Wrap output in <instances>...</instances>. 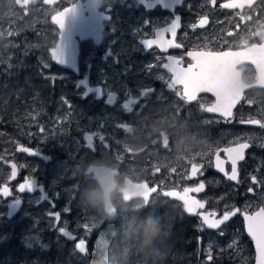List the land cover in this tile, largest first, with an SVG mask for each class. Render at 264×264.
<instances>
[{
  "label": "rangeland",
  "instance_id": "rangeland-1",
  "mask_svg": "<svg viewBox=\"0 0 264 264\" xmlns=\"http://www.w3.org/2000/svg\"><path fill=\"white\" fill-rule=\"evenodd\" d=\"M75 1L58 0L54 5L46 7L38 3L32 6L25 16L15 6H12L11 0H6L5 3L10 6L9 9L14 19H23V25L14 20L13 27L10 22L2 20L1 14L3 13L0 10V59L9 60L15 57L17 67L21 68L22 72L21 79L15 82V89L20 90L23 95L35 97V92H39L41 88L36 87L33 78L39 76L43 80L47 79L50 84L55 83L54 80L60 82L55 100L48 98L50 99L48 104L44 105L31 99L21 110L8 111L7 125L26 141H31L34 136L48 139L49 151L54 155V162L50 166L41 167L34 162L23 160L22 166L29 174H34L38 168L43 169V172L47 171V174H43L46 177L44 182L55 197L57 209L65 215L64 223H68L67 214L73 212L74 219L79 217V222L75 223V227H79V239H86L87 248L99 246L103 250L101 247L103 238L97 234V229L102 223L98 224L95 217L79 203L82 190L92 183L84 171L91 161L104 158L113 165H121L122 174L134 175L139 181L148 174L153 176L157 182L162 183L159 185L170 187V184L164 183L162 176L157 179L159 175L155 173V169L159 168L168 174L174 171L177 175L179 171L184 172L193 159L204 160L209 164L211 162L210 152L220 141L228 143L239 138H246L254 140L256 148L263 147L264 128L259 124L251 123L250 125L248 121L259 120L264 123V98L258 100L251 98L245 101L246 111L241 117L244 125L238 129H228L220 133L211 125L210 131L204 133L206 137L213 138L211 144L209 142L205 144L201 140L199 131V126L208 118L202 120L195 117V123L193 118L188 119L187 109L185 110L176 103L169 105L175 107L176 112L171 111L165 118L156 112L153 121L148 125L149 129L139 133L147 125L139 118L136 106L139 101L138 97H141L148 88L143 85L144 76L140 77L141 72L132 69L131 63L135 59L134 53L138 56L137 64L143 63L145 68L153 67L154 61L144 59L143 51L135 42L137 37L147 32L148 26L143 14L140 13L142 5L138 0H103L105 6H111L112 18L106 24L104 41L100 47H94L91 44L84 45L81 72L85 74L88 61L100 58V62L93 63L90 74L91 83H101L106 93L113 89L118 92L127 89L124 92L125 100L113 108L103 106L98 118L94 112H90L96 102L94 95H86L80 82L78 83V77L71 71L54 66L50 56V51L54 47L53 43L57 42L59 33L58 29L51 24V12ZM260 14H264L263 8ZM36 24H41L43 27L39 32L38 40H31L28 46H22L21 30ZM103 59L107 66L105 70H102L103 65L100 64ZM45 64L47 68L43 67ZM150 74L155 76V68L150 70ZM127 77L132 79L131 83L126 79ZM15 89L8 91L7 95H11ZM129 98H131L130 102ZM1 102L8 105L5 100ZM200 107H203L202 102L196 105L197 113ZM102 112L111 121L106 119L101 122ZM121 112L126 116L129 113L132 115L124 119L120 117ZM178 114H181L179 117L184 125L182 127L176 125L175 130L172 129L170 133L166 132V128L161 127L160 123L164 121L176 123ZM226 122L228 125L231 124L230 120ZM193 125H195V130L190 129ZM86 133H95L96 138L92 141V147L86 145L84 136ZM165 133L167 136L163 139ZM100 135L104 136L103 141L99 139ZM181 145L184 146L183 151L179 149ZM191 145L199 147L200 150L193 152ZM9 152H12L11 146H9ZM72 166L74 169L69 170ZM217 184V181L213 183V185ZM164 198L159 193L146 205L155 207L163 203L172 204L174 202ZM37 203H39L38 197H28V206L23 214L26 222L24 221L21 231L24 252L33 256L35 264H75L79 262L81 256L73 244H69L64 239L60 240L58 235L52 242L50 235H47L48 229L53 226V220L47 215L50 208L39 203L37 208L28 211ZM65 209H70V211H65ZM118 211L124 214L128 210L121 208ZM196 220L199 232L196 239L197 264H253V249L248 243L249 237L244 233L240 222L236 229L223 230V235H220L221 232L210 234L203 222L198 218ZM85 225L88 226L87 230ZM50 251H52L50 259L40 257V255L48 256ZM19 253L18 249L9 250L7 248V255L0 261V264H30L29 256L25 253L23 259L27 262L16 261L14 257H18ZM173 254L178 256L179 250ZM136 261L140 264L138 259Z\"/></svg>",
  "mask_w": 264,
  "mask_h": 264
},
{
  "label": "flooded vegetation",
  "instance_id": "flooded-vegetation-1",
  "mask_svg": "<svg viewBox=\"0 0 264 264\" xmlns=\"http://www.w3.org/2000/svg\"><path fill=\"white\" fill-rule=\"evenodd\" d=\"M11 1L12 6H15V8L20 10L25 16L29 9L38 3L45 7L56 3L53 2L52 4H46L44 3V0H33L32 2H29L27 6H23L22 4H18V0ZM5 2L6 0H0V10L3 13L1 14L2 20L10 22L12 27L14 26V20L23 25V19H14L9 9L10 6H7ZM138 2L142 5L140 7V13L143 14L148 30L145 34L137 37L135 42L139 46L140 50L143 51L142 57L144 59L154 61L153 67L145 68L143 63L137 64L138 56L133 53L135 59L131 63V67L132 69L141 72L139 76H144L145 82L143 85L147 86V91H149L143 92L142 96L138 97L139 101L137 102L136 111L138 112L141 121H145L147 125L146 128L140 130L139 133L149 129L148 125L153 121L154 114H156V112L164 118L169 115L171 111L176 112L175 107L169 106L171 103L180 104L185 110L187 109L188 119L190 120L193 118L195 123V117L202 120H206L208 118L207 121L202 122L203 124L199 126L201 140L204 141L205 144L207 142L211 144L213 141L211 136L206 137L204 134L205 132L210 131L211 125H213L220 133L221 131H227L228 129H238L241 125H244L243 118L241 117L246 111L244 108L245 101L251 98H255L256 100L264 98V84L244 91L233 109V115L231 118L225 119L219 114L209 113L206 111L207 107L215 100V98L209 93H199L197 99L190 103L181 100L176 94L178 90L182 91L181 86H177L175 89H170L168 87L171 74L167 71V69L163 68L162 65L168 62L167 58L169 56H172L177 59H182V66L187 67L189 63H192L191 58L187 55L189 51H234L264 42L262 41L264 40V35H254V33L264 31V14H260L261 8L264 9V0H253L251 7L248 6L246 0H215V3H213L212 0H138ZM226 3H237L241 4L242 7H222V5ZM70 4L71 3L66 6ZM66 6H63L58 10L54 9L53 12H51V24L54 28L57 27L52 19L53 16ZM37 11L39 12V10ZM99 11L108 16V18L103 21L104 25L103 30L101 31V39L98 43L94 42L92 38L78 40L80 47L78 59L79 68L78 72L71 71L78 77V83L87 75L91 85L100 86L101 89L98 93L96 91H94V94L91 92V94L85 92L86 95H94L96 102L93 106V110L90 112H94L98 118L103 106L106 105L107 108H113L118 106L120 102H123L125 100L124 92L127 89L125 88L123 91L119 92L113 89L106 93V91L103 90V85L101 83H91L90 74L93 63L95 61L100 62V58L91 60L90 62L88 61L85 74L83 75L81 72L84 45L91 44L94 47H100L104 41V33L107 26L106 24L112 18L111 6H105L103 0L101 6H99ZM87 13L88 12H85V14ZM176 18L180 19V27L176 31V36L172 37L171 32H163V30L170 27L171 23ZM205 18L206 22L203 26H201L200 22ZM42 28L41 24H36L30 28H23L21 30V39L23 40L22 46H28V43H30L31 40H38L39 32ZM161 32H163L165 40H172L174 43L180 44L181 47H170L165 51L157 45H153L152 48L148 47L144 42L145 39H156L157 34ZM53 37L55 38L56 35L54 34ZM53 46H55V42L53 43ZM3 59L6 60L5 58ZM100 64L103 65L102 70L107 69L105 59H103ZM55 66L60 69L62 68V70L64 69L70 71L69 69L63 68L59 65ZM154 68L155 76L150 74V70ZM237 68L240 69L242 79L245 83L256 82L257 73L253 64H239L237 65ZM126 79L129 83L132 82L130 77H127ZM108 100H110V102H108ZM174 100L175 102H173ZM128 101L130 102L131 98H129ZM201 102L203 103V107H200L197 113L196 105ZM125 104H127V102H125ZM142 104L144 106H141ZM21 108L22 106L17 107L15 110H21ZM8 111V105L0 101V191H2L4 187H8L11 192V196L7 198L0 195V261L4 259L5 255H7V248L9 250H20L18 256L25 253L23 250L24 246L21 231L23 229L24 221L26 222L23 214L28 206V197L30 196L38 197L39 203H43L50 208L47 215L51 220H53V226L48 229L47 235H50L52 242H54V237L57 235L60 240L64 239L69 244L73 245L76 240H79V227H75V223L79 222V217L74 219V213L69 212L67 214L68 223H64L65 215L57 209L55 197L47 189L44 182L46 177L43 174H47V171L43 172V169L38 168L34 174H29L25 171L24 166H22L23 160L34 162L41 167L50 166L54 162V155L49 151L48 139L34 136L31 141H26L23 137L20 138V134L15 132L12 128H8ZM131 115L132 113H129L127 116L122 112L120 113V117L124 119L129 118ZM180 115L181 114H178L176 123H174V121H164L163 123H160V126L166 128V132L168 133L172 132V129L175 130L176 125L182 127L184 124L183 120L179 117ZM101 116V122L106 119L111 121V119H108L103 112L101 113ZM229 120L231 121V124L228 125L226 121ZM210 122L212 124H210ZM250 125L252 124L250 123ZM190 129L195 130V125L191 126ZM179 130L182 131V129ZM91 134L94 141L96 138L95 133ZM163 136V139H165L167 134L165 133ZM253 141L254 140H248L246 138H239L228 143L220 141L216 144L213 151L210 152L211 162L209 164H207L206 161L204 162V160L196 161V159H193L187 165V169L184 172L179 171L177 175L174 171H172L171 174H168L166 171H162L159 168L155 169V173L159 175L157 179L162 176L164 183L170 184V187H163L159 185L162 183L157 182L153 176L148 174L143 177V180L141 181L137 180L138 177L131 174L126 175L125 179L133 182H146L150 186H157L159 192L154 194L151 198L159 193L162 194L166 190H176L181 192L185 187L195 188L198 187L199 183L203 182L205 184V188L200 192H190L189 196L204 202V211L208 214L215 213V216H211V219L222 217L225 211H233L235 209L240 210L235 216L225 222V224L221 225L219 229L207 230L210 231V234H215L222 232L223 230L229 231L230 229H236L239 222L240 226H243V219L241 216L242 213L248 212L249 214H252L259 211L260 208H264V145L263 147L256 148ZM244 142L249 143L250 147L245 149L244 159L237 162V180H229L224 173L215 170V157L219 154L220 158L224 159L225 171L230 174L231 162L225 155V150H223V148L231 145H238L239 143ZM19 145L32 148L45 156H30L26 152L18 151L17 147ZM9 146L12 147V152H9ZM192 163L203 165L200 170L203 173L202 175L198 172L195 176H191ZM13 164L15 165L16 170V175L14 177L12 176ZM114 166L121 174L123 173L121 165ZM72 169H74L73 166L69 170ZM253 177H255V181H253ZM28 180L35 181L32 192L26 190L20 193L18 191L19 185ZM215 181H217V185H213ZM249 189H252V191L250 192ZM164 199L174 201L179 204L172 197H165ZM39 203L29 208L28 211H31L33 208H37ZM55 212L60 213L59 222L55 221L54 217L49 216V213ZM195 221L197 222V220ZM33 230H35V228ZM65 230L70 232V234H76L75 241L67 239L66 234H64ZM248 243L252 246L251 242ZM11 253L15 254V252ZM51 253L52 251H50L48 256L40 255V257L50 259ZM28 256L30 264H35L33 256L30 253H28ZM23 258L24 257L20 258V260H22V262H27V260Z\"/></svg>",
  "mask_w": 264,
  "mask_h": 264
},
{
  "label": "snow or ice",
  "instance_id": "snow-or-ice-1",
  "mask_svg": "<svg viewBox=\"0 0 264 264\" xmlns=\"http://www.w3.org/2000/svg\"><path fill=\"white\" fill-rule=\"evenodd\" d=\"M48 0H45L47 3ZM215 3V0H212ZM248 6H252L253 0H246ZM29 0H18V4L27 6ZM224 8H237L242 7L241 4L237 3H226L222 5ZM75 6L72 8L65 9V11L58 13L53 17L55 23L60 29V39L63 36L62 29L64 28L66 16L74 10ZM206 22V18L201 20L200 24ZM180 27V19L176 18L171 23L170 27L163 30V32H171L172 37L176 36V31ZM163 32L157 34L156 39H145V43L148 47L152 48L153 45H157L161 49L166 50L170 47H181L180 44L174 43L172 40H165ZM254 35H264V31L259 33H254ZM264 41V40H262ZM61 50L60 43L52 49V58L59 59V54ZM187 55L191 58L192 63H189L187 67L182 66V59H177L176 57L169 56L168 62L162 65L163 68L171 74L170 82L168 87L170 89H175L177 86H181L182 91H177V95L181 100L186 102H192L197 99L199 93H212L216 97V103L210 107H207L206 111L209 113H220L221 116L225 118H230L233 115L232 109L237 104L234 102L232 95L225 90L223 83L217 75V69L220 66H229L235 63H245L250 62L255 64L261 72H264V42L260 44H254L251 47H247L246 50L242 51H223V52H211V51H189ZM47 68V65H43ZM248 123L259 124L264 128V123L259 120H249ZM85 139L88 142V146L92 147L93 136L87 135ZM99 139L104 140V136L100 135ZM250 147L249 143H239L234 148L225 149L227 153L228 160L231 162V173L225 171L224 161L220 159L219 154L216 155L215 167L225 176L232 181L237 180V162L244 159V151ZM29 152L30 155H35L36 152H32L29 149H23ZM203 165H197L196 163L191 164V176H195L198 172L202 175L200 171ZM16 175L15 165H13L12 176ZM191 178V177H189ZM255 181V177H253ZM35 181L28 180L23 184L19 185L18 191L21 193L23 191H30L34 187ZM133 187H140V185H134ZM144 187H149L146 183ZM205 188L203 182L199 183L198 187L183 189V192L177 191H164L162 194L165 197H174L179 201L183 202L184 210L189 214H198L201 216L203 223L207 225L210 229H219L221 225L225 224L231 217L235 216L239 209L233 211H225L219 219H210V216H215V213H197V209L204 208V203L200 200L194 199L189 196L190 192H200ZM150 190L157 191L155 187L150 188ZM251 192L252 189H249ZM0 195L4 198L11 196V192L8 187H4L0 191ZM147 199V196L145 197ZM65 211H70V209H65ZM49 216L54 217L55 221H60V213H49ZM243 218L246 221L247 233L251 239L255 242L256 248V261L257 264H264V208H260L259 211L249 214L248 212L243 213ZM64 229V228H62ZM85 229L88 226L85 225ZM223 235V232L220 233ZM78 248L82 253H86L87 245L86 239L81 238L78 242Z\"/></svg>",
  "mask_w": 264,
  "mask_h": 264
},
{
  "label": "clouds",
  "instance_id": "clouds-1",
  "mask_svg": "<svg viewBox=\"0 0 264 264\" xmlns=\"http://www.w3.org/2000/svg\"><path fill=\"white\" fill-rule=\"evenodd\" d=\"M183 147L181 145L179 149L183 151ZM190 147L193 152L200 150L195 145ZM84 171L92 183L82 190L79 203L98 224L115 219L120 214L118 209L126 208L131 212V218L113 239H102L103 254L95 264H138L134 257L139 258L140 264H166L171 248L167 214L150 212L141 217L140 212L147 207L142 198L122 201L121 193L132 190V185L125 179L126 174H121L108 160L97 158Z\"/></svg>",
  "mask_w": 264,
  "mask_h": 264
},
{
  "label": "water",
  "instance_id": "water-1",
  "mask_svg": "<svg viewBox=\"0 0 264 264\" xmlns=\"http://www.w3.org/2000/svg\"><path fill=\"white\" fill-rule=\"evenodd\" d=\"M32 1L33 0H29V2H32ZM57 1L58 0H48V2L46 4H51V3L57 2ZM44 3H45V0H44ZM100 4H101V0H84V1L76 0L75 2L71 3L70 5L64 7L62 10H60L58 13L65 11V9L72 8L75 6L74 10L72 12H70L65 18L64 28L62 29L63 36L61 39H60L59 26L55 23L54 19L52 18L56 27L58 28V31H59L58 41L55 43L54 48L59 43L61 45L59 59H53L52 58V49L53 48L51 49L50 56H51L52 63H54L55 65H59L63 68L69 69L72 72H78V68H79L78 59H79V52H80L78 40L79 39L92 38L94 40V42L98 43L101 39V31L103 30V21L108 18L107 15H104L102 12L99 11ZM85 12H88V13L85 14ZM58 13L56 15H58ZM56 15H54L53 17H55ZM162 50L165 51L164 49H162ZM242 50H246V48L234 50L233 52L242 51ZM239 64H252V63H250V62L235 63V64H232L229 66H220L217 69V75H218L219 79L221 80V82L223 83L225 90L228 91L232 95L233 100L236 103L245 90H247L249 88H253L255 86H261L264 84V72H261L255 64H253V65H254V67L256 69V73H257L256 82L251 83V84L244 83L242 78H241V71L239 68H237V65H239ZM81 83L85 87L86 93H89L91 91H96L98 93L101 89L100 87L88 86V76L87 75L84 78V80L81 81ZM209 94H211L215 98V100L208 107H210L216 103V97L214 96V94H212V93H209ZM108 97H110V96H108ZM108 102H110V100H108ZM234 107H233V109H234ZM233 109H232V111H233ZM215 114L220 115V113H215ZM223 118H225V117H223ZM225 119H228V118H225ZM87 135H92V134L86 133L84 136L86 137ZM85 141H86V145L88 146V142L86 139H85ZM236 146L237 145H231L228 147H224L223 150L228 149V148H234ZM23 149H29L32 152H36L35 155L45 156L42 153H39V152L35 151L34 149L29 148V147H25L22 145H19L17 147L18 151L26 152ZM26 153L28 155H30L29 152H26ZM225 155L227 156L226 151H225ZM30 156H33V155H30ZM220 159L222 161H224L223 158H220ZM215 163H216V157L214 160V167H215ZM215 170L219 171L216 167H215ZM127 181L129 184L132 185V190H126L122 193V197H123L124 201H129V200L137 199L138 197H140L143 199L144 203L147 204L149 202L152 194H154L156 192V191L150 190V188H152V187L149 186L146 182H133L131 180H127ZM145 183L149 187H144ZM134 185H140V187H138V188L133 187ZM154 187L157 189V186H154ZM137 190H139V191H137ZM30 191L32 192V190H30ZM166 191H176V190H166ZM182 192L183 191H181L180 193H182ZM146 196H147V199H145ZM172 198H174V197H172ZM192 198H194V197H192ZM174 199H176V198H174ZM194 199H196V198H194ZM176 200H178V199H176ZM183 210H184V207H183ZM196 211H197V213H206L203 211L198 212V209ZM184 212L188 216L197 215L199 218H201V216L198 214H189L185 210H184ZM241 216L243 217V213L241 214ZM219 218H217V219H219ZM210 219H211V216H210ZM205 226H206V228H208L207 225H205ZM244 230H245V233L248 235L247 225H246L245 220H244ZM67 233H69V234H67ZM64 234H66L67 239H69L71 241H75L76 234L75 235L70 234V232H68L67 230H65ZM250 239H251V237H250ZM79 240L75 241L74 246L78 252H81L78 248ZM251 241H252V244H253V247L255 250V258H254L253 264H257V261H256L257 253H256V248H255V242L252 239H251Z\"/></svg>",
  "mask_w": 264,
  "mask_h": 264
},
{
  "label": "trees",
  "instance_id": "trees-1",
  "mask_svg": "<svg viewBox=\"0 0 264 264\" xmlns=\"http://www.w3.org/2000/svg\"><path fill=\"white\" fill-rule=\"evenodd\" d=\"M9 61V63H8ZM55 66V64H54ZM21 68L17 67V59L15 57L11 59L0 60V101L5 100L8 104V110H15L17 107L25 106L32 99L41 104L47 105L48 101H52L57 97V88L60 86L58 80H54L55 83L50 84L49 81L41 79L39 76L33 78V83L36 87L41 88L39 92H35V97L21 94L20 90H16L15 82L20 80L22 76ZM13 90L11 95H7V92ZM27 90V89H26ZM45 95V97H42ZM50 98V99H48ZM21 108V109H22ZM160 215L162 213L167 214L170 220L169 228L171 230V237L168 241L171 246L170 252L167 254L168 259L166 264H197V236L199 234L197 230V223L195 218L189 217L183 213L181 206L176 204L166 205L160 204L155 207H144L140 212L141 217L147 216L149 213ZM131 218V212L128 210L124 214H118L115 219L110 221H104L97 229V234L103 239L111 240L112 234H115L120 230L121 226L127 219ZM107 234V237H106ZM179 250L178 256H174L173 252ZM103 250L95 246H89L87 253L79 254L81 258L79 262L75 264H95L97 260L102 256ZM28 256V253H25ZM24 255L15 257L16 261H21ZM138 259L137 257L133 258Z\"/></svg>",
  "mask_w": 264,
  "mask_h": 264
}]
</instances>
